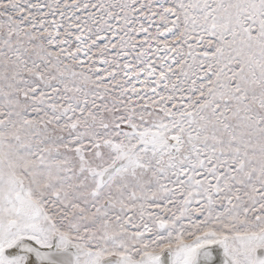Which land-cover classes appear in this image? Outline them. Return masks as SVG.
Returning <instances> with one entry per match:
<instances>
[{"label": "snow or ice", "instance_id": "obj_1", "mask_svg": "<svg viewBox=\"0 0 264 264\" xmlns=\"http://www.w3.org/2000/svg\"><path fill=\"white\" fill-rule=\"evenodd\" d=\"M0 264H264V0H0Z\"/></svg>", "mask_w": 264, "mask_h": 264}]
</instances>
